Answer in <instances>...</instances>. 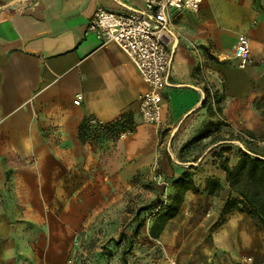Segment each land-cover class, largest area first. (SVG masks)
<instances>
[{
    "label": "crops",
    "instance_id": "1",
    "mask_svg": "<svg viewBox=\"0 0 264 264\" xmlns=\"http://www.w3.org/2000/svg\"><path fill=\"white\" fill-rule=\"evenodd\" d=\"M100 6L129 12L143 0H0V264H71L78 236L129 204L154 170L170 180L189 172L195 185L152 237L167 263L264 264V227L240 204L222 211L237 194L218 154L231 146L224 155L234 166V137L264 133V0L169 9L160 125L141 119L148 86L127 53L87 34ZM239 34L250 38L244 69L234 57ZM205 88L222 96L220 114L203 107ZM90 118L108 125L96 130Z\"/></svg>",
    "mask_w": 264,
    "mask_h": 264
},
{
    "label": "built area",
    "instance_id": "2",
    "mask_svg": "<svg viewBox=\"0 0 264 264\" xmlns=\"http://www.w3.org/2000/svg\"><path fill=\"white\" fill-rule=\"evenodd\" d=\"M203 0H143L141 9L120 12L98 7L87 26V34H93L101 44L116 43L137 66L148 89L139 95L140 116L143 122L160 125L163 121L164 100L162 90L167 83L171 52L163 34L169 24V9L197 11ZM234 57L240 68L252 63L250 38L245 34L237 36ZM213 95V91H211ZM82 96L79 94L78 99ZM89 124L96 130H104L108 122L90 118ZM241 138L254 140L246 132ZM126 132L119 134L124 138ZM235 144L243 146L239 140ZM155 179H161L155 175ZM166 187L169 183L161 180ZM209 215V213H208ZM252 258H247L251 261ZM169 264H176L172 260Z\"/></svg>",
    "mask_w": 264,
    "mask_h": 264
},
{
    "label": "rangeland",
    "instance_id": "3",
    "mask_svg": "<svg viewBox=\"0 0 264 264\" xmlns=\"http://www.w3.org/2000/svg\"><path fill=\"white\" fill-rule=\"evenodd\" d=\"M264 116V110H263ZM257 139V140H256ZM251 143L241 142L253 148L258 154H264V143L261 135ZM236 147H241L235 144ZM155 175L161 179H155ZM166 180L169 186L162 184ZM138 191L132 195L129 204L123 205L118 211H107L104 218L94 221L86 231H83L75 240V251L71 258V264H124L125 253L127 264H169V258L165 256L163 246L149 235V227L164 206L137 213L139 207L150 203L160 194L159 203L167 204L174 196L175 190L169 178L161 176L154 170L152 177L139 178ZM172 190V192L170 191ZM115 213V214H113ZM121 216V223L114 224L117 214ZM142 223L138 235L136 228ZM122 236L121 243L116 240ZM132 243V245H131Z\"/></svg>",
    "mask_w": 264,
    "mask_h": 264
},
{
    "label": "trees",
    "instance_id": "4",
    "mask_svg": "<svg viewBox=\"0 0 264 264\" xmlns=\"http://www.w3.org/2000/svg\"><path fill=\"white\" fill-rule=\"evenodd\" d=\"M222 96L218 92L213 95L209 88H205V101L203 107L207 109L209 114L217 115L221 112L220 102ZM210 131L205 130L201 134L203 137ZM250 137L255 138L251 132H246ZM234 139L245 143H251L253 140L241 138L240 134L236 135ZM261 140H264V133L261 134ZM231 149V146H221L219 149V156L221 157V166L225 171L226 180L229 183L230 194L234 192L237 194L236 198L230 196L223 203L222 211L230 210L235 204H240L239 209L249 213L254 219L258 227H264V154H258L252 149L239 147L241 154L240 160L234 166L228 163L227 156L224 151ZM175 187V194L173 198L167 203H159L160 194L150 203L138 208L137 213L144 210H151L157 207L164 206L158 213H156L154 220L149 227V234L153 238H159L167 223L174 218L179 212L180 206L183 202L184 195L188 190H194V181L189 172H184L180 177L170 180ZM219 188V180L211 178L207 182L206 190L209 194H214L215 189ZM142 223L136 228L135 235H138ZM117 244L121 243L122 236L116 240ZM132 245V243H131ZM123 263L127 264L125 253L122 256Z\"/></svg>",
    "mask_w": 264,
    "mask_h": 264
},
{
    "label": "water",
    "instance_id": "5",
    "mask_svg": "<svg viewBox=\"0 0 264 264\" xmlns=\"http://www.w3.org/2000/svg\"><path fill=\"white\" fill-rule=\"evenodd\" d=\"M243 148H244V146H243Z\"/></svg>",
    "mask_w": 264,
    "mask_h": 264
}]
</instances>
